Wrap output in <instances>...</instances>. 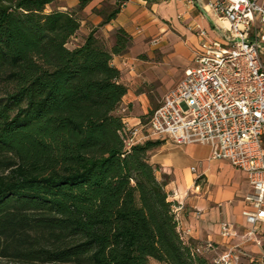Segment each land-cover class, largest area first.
I'll return each instance as SVG.
<instances>
[{
    "label": "trees",
    "instance_id": "16d2710c",
    "mask_svg": "<svg viewBox=\"0 0 264 264\" xmlns=\"http://www.w3.org/2000/svg\"><path fill=\"white\" fill-rule=\"evenodd\" d=\"M77 1L0 0V260L211 264L150 163L161 142L131 144L117 112L127 89L112 59L131 36L75 42L92 0ZM127 1L94 12L106 24Z\"/></svg>",
    "mask_w": 264,
    "mask_h": 264
},
{
    "label": "crops",
    "instance_id": "0c3cea01",
    "mask_svg": "<svg viewBox=\"0 0 264 264\" xmlns=\"http://www.w3.org/2000/svg\"><path fill=\"white\" fill-rule=\"evenodd\" d=\"M210 1L158 0L147 3L128 0L106 24H102L103 17L94 10L112 7L117 0H92L80 12L81 24L75 42L92 30L105 40L108 48L114 44L117 29H123L132 38L128 51L114 56L112 64L119 70L120 81L127 89L117 112L120 114L121 109H126L123 115L125 128L136 132L134 139L144 137L147 122L142 118L158 107L163 96L180 80L183 71L192 66L201 41L214 39V17L207 8ZM77 5V0L55 2L60 10ZM201 31L205 37L199 36ZM260 40L264 44V37ZM209 155V148L204 145L180 146L161 141L150 154V163L159 167L158 179L162 175L169 178L166 190L178 205L179 229L185 239L212 242L215 252L220 253L229 246L244 243L241 239L248 226L242 212L250 188L241 170L226 161L211 160ZM224 222L236 228L238 236L235 239L227 241L220 236V225ZM259 227H264V222ZM243 247L250 249L253 246Z\"/></svg>",
    "mask_w": 264,
    "mask_h": 264
},
{
    "label": "built area",
    "instance_id": "2783aa9c",
    "mask_svg": "<svg viewBox=\"0 0 264 264\" xmlns=\"http://www.w3.org/2000/svg\"><path fill=\"white\" fill-rule=\"evenodd\" d=\"M207 8L214 17V39L201 41L192 66L150 113L146 135L134 139L136 132L127 131L131 144L156 139L207 146L211 160L241 170L250 188L242 212L248 226L243 238L249 240L264 222V0H211ZM220 236L231 241L238 234L224 222ZM196 250L211 255V264H244L238 245L217 253L205 242Z\"/></svg>",
    "mask_w": 264,
    "mask_h": 264
},
{
    "label": "rangeland",
    "instance_id": "374dc122",
    "mask_svg": "<svg viewBox=\"0 0 264 264\" xmlns=\"http://www.w3.org/2000/svg\"><path fill=\"white\" fill-rule=\"evenodd\" d=\"M105 42V40H103ZM74 42V41H73ZM107 46V44L105 43ZM151 112L148 113V116L150 115ZM148 116L146 117L147 119L145 122H148ZM146 135V134H145ZM152 141H157L156 139H153ZM161 142V141H160ZM170 143V142H169ZM242 242H247L245 245H250L253 246L250 249H243L245 246L243 244H239V248L244 254L242 256L241 261L244 264H264V227H259V225L256 228V234L255 237L252 239H241ZM209 261H211V257H209ZM0 264H9L8 261L5 260H0ZM12 264V263H11Z\"/></svg>",
    "mask_w": 264,
    "mask_h": 264
}]
</instances>
